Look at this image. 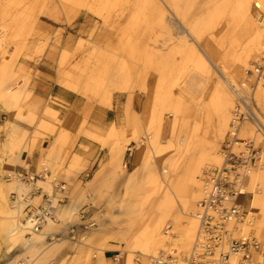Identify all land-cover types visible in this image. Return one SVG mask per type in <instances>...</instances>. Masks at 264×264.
<instances>
[{
	"label": "rangeland",
	"instance_id": "1",
	"mask_svg": "<svg viewBox=\"0 0 264 264\" xmlns=\"http://www.w3.org/2000/svg\"><path fill=\"white\" fill-rule=\"evenodd\" d=\"M239 1L103 0L97 8V15L89 9L73 8L70 0H0V85L5 93H21L19 107L13 116L33 126L34 142L44 139L47 134H54L59 124L58 121L55 125L48 121L46 109L49 106L41 115L33 111L40 104L33 92L36 79L41 76L38 71L41 67L53 72L58 83L77 92L90 104L105 107L114 97L122 96L128 103L141 102L145 108L141 117L143 132L139 138L133 137L138 149H145L143 164L136 168L132 177V174L128 175L121 159L125 145L118 131V140L109 133L115 175L109 181V189L97 194L101 202L107 198L109 201L105 206H95L94 216L86 224L80 221L81 212L59 202L67 193L65 190L54 192V186H58L57 174L50 178L45 176L43 183L32 186L12 178L15 154L29 134L21 136L10 122L0 128V137H5L0 151V178L21 194V197H15L8 192L11 206H23L20 221L27 220V207L43 205L41 198L29 203L30 196L38 188L42 187L52 199L54 219L50 220L51 226L46 228L44 225L40 229L54 238L53 241L49 239L47 246L58 245L57 257L49 264H91L94 256L99 250L106 249L109 242L125 247L127 241H133L156 218L162 203V191L168 184L176 187L179 193L180 206L173 214H186L183 221H189L191 215L196 216L203 198V174L222 167L221 153L225 151L231 132L237 102L228 83L235 85L233 88L240 91L243 98H249L247 105L264 123V86H256L252 93L250 87L255 86L254 80L247 78V73L264 58V46L260 51L254 49V32L244 13L238 10ZM251 13L258 25L264 21V9L256 8L254 3ZM188 52H195L201 62L188 59ZM121 78L131 81L132 91L123 94L117 85L116 88L113 86L118 83L116 79L120 81ZM107 91L112 94L110 100L105 98ZM224 92L230 94L232 104L226 100ZM171 97L183 101L181 120L176 129L171 115ZM227 112L228 123L222 136L219 121ZM159 117L165 118L160 133ZM44 121L50 126H43ZM165 123L171 134L162 138ZM256 123V119L244 123L237 137L245 141L255 140V148L262 149L261 164L255 171L261 172L264 171V141L256 133ZM12 132L18 140L13 146L8 143ZM171 138L176 146H180V139L184 140L181 149L170 153L171 156L167 152V158H156V152H151L149 147L152 151L156 147L168 148ZM242 150L244 146L240 145L233 149L235 153ZM218 155L222 160L221 167L213 162L214 156ZM192 176L200 180V188L194 187ZM262 189L264 176L254 192ZM254 192L247 191L238 201L250 214L256 228L260 211H251L250 208ZM3 217L0 215L1 228ZM173 221V218L168 219L162 229L165 239L169 240L165 251L175 250L179 258H184L192 252L195 241L191 252L186 254L178 246L180 237ZM73 224H77L81 231L75 239L67 228ZM89 224L94 227L88 228ZM258 233L252 231L248 236H255L264 246V235ZM234 236L239 238L236 233ZM30 237L26 235V238ZM9 243L13 246L12 242ZM65 247L71 253L59 259ZM14 249L13 264H30L36 258V255L21 252V247ZM139 256L142 260L143 256ZM259 261L264 264V256ZM8 262L12 264L10 260Z\"/></svg>",
	"mask_w": 264,
	"mask_h": 264
},
{
	"label": "crops",
	"instance_id": "2",
	"mask_svg": "<svg viewBox=\"0 0 264 264\" xmlns=\"http://www.w3.org/2000/svg\"><path fill=\"white\" fill-rule=\"evenodd\" d=\"M38 70L41 76L36 79V88L33 92L37 103L33 109L37 114H42L45 107L57 112L56 118L48 117L51 124H59L54 134L45 135L37 143L33 141L35 129L28 122L14 118V111H8L0 103V128L8 122L15 126L21 136L24 133L29 136L21 143L20 150L15 154V172H23L33 175L35 184L44 182L47 178L57 174L58 186L64 188L66 196L63 198L67 206L76 208L79 212H88L86 224L94 216L95 206H105L109 199L101 200L97 197L100 191L109 189L110 179L115 175L112 167L113 154L112 144L109 141V133L115 128L125 145L121 159L128 175L140 167L145 160V149L139 150L134 136L139 138L143 132L142 115L145 112L144 104L137 101L128 103L124 97H114L109 106L90 104L77 92L58 83L53 72ZM28 111L23 115L26 117ZM165 123L161 132L162 138L171 134L170 128ZM4 136L0 137V151L4 143ZM126 141H130L125 144ZM1 170V167H0ZM1 175V171H0ZM3 177V176H2ZM2 178H0L1 180ZM120 182L122 178L120 177ZM57 186L54 192L57 193ZM115 189V187H113ZM49 193L42 187L33 193L29 203L33 204L36 199L47 202ZM69 227L75 236L81 231L77 224ZM0 227V264H9V260L15 263V249ZM51 234L47 235L45 243H48ZM123 245L109 242L104 252V258L110 260V264H116V258L121 254ZM63 256L70 255L69 248H62ZM21 252L23 249L21 248Z\"/></svg>",
	"mask_w": 264,
	"mask_h": 264
},
{
	"label": "bare ground",
	"instance_id": "3",
	"mask_svg": "<svg viewBox=\"0 0 264 264\" xmlns=\"http://www.w3.org/2000/svg\"><path fill=\"white\" fill-rule=\"evenodd\" d=\"M154 1V0H153ZM103 0H70V4L73 8H85L89 9L91 12H94L98 15L97 8L100 7V3H102ZM253 3L255 4V7L258 9H264V0H240L238 2V10L242 11L244 13V17L246 21L250 24L251 28L253 29V38L254 41L253 46L255 50L260 51L264 46V21L260 23V25L257 24V22L253 19L251 9ZM187 58L190 60H199L197 58V54L195 52H188L186 54ZM200 61V60H199ZM201 62V61H200ZM129 79L121 78L120 81L116 79L113 86L117 85V89L121 93H127L128 91L133 90V86L131 84V81H128ZM225 82V81H224ZM227 84V82H225ZM67 85V84H66ZM227 86L230 87V90L235 92V85L227 84ZM116 88V87H115ZM224 91V90H223ZM233 92V93H234ZM226 100L232 104V100L230 97V94L228 92H224ZM111 92L107 91V94L105 95V98L110 100ZM169 97V96H168ZM21 99V93L19 91H14L10 93H5L2 90V87L0 85V103L3 104V106L8 111H15L19 107ZM183 101L180 100L177 97H171V115L174 117V125L173 127L176 129V127L179 126L180 120H181V111H182V104ZM47 114L50 118H56L57 112L52 108L46 109ZM18 112H16L17 114ZM228 112L223 113L220 118V125H221V135L223 136L225 132V128L227 127L228 123ZM160 127H159V133L161 131L163 122L165 121V118H158ZM257 122V120H256ZM43 126H50L45 121L42 123ZM224 129V130H223ZM15 132H12V134H9V140L8 143L13 145H17L18 140L15 139L14 136ZM111 136H113L115 139H117L118 132L115 128L111 130ZM255 138V137H254ZM160 140V138H158ZM256 139V138H255ZM118 140V139H117ZM174 139L171 138L168 142L171 144L170 147L162 149L157 148L155 151H152V147L150 146L149 149L151 152L156 154V158H167L170 153L174 152L175 150L181 149L184 140L180 139L179 144L180 146H176L173 144ZM238 141H245L242 139H238ZM255 141V140H253ZM162 142V141H161ZM167 141L165 144L168 143ZM117 143V142H116ZM163 143V142H162ZM164 144V143H163ZM180 147V148H179ZM169 152V155L168 153ZM171 156V155H170ZM221 156L223 158L224 163V156L223 153H221ZM213 162L218 166L221 167L222 160L219 157L214 156ZM223 166V164H222ZM222 168V167H221ZM168 172L167 170L165 171ZM133 174L131 175V177ZM264 171L261 172H252L249 177H247L246 181H243L242 187L240 189L241 196H244L247 191L252 190L254 192V189L259 186V183L263 179ZM191 182H193L194 187L200 188V180L195 178V176H192ZM174 184V183H173ZM167 186V187H166ZM162 191V203H160L158 207V215L154 220H152L149 224H147L140 232L139 234L132 240H129L126 242L125 247L121 249V254L117 256L116 258V264H138L137 261H142L141 264H149V259L151 257H157L162 252H164L166 249L165 247L168 246L169 240L165 239L164 234L162 232L163 227L167 225V221L170 218H173V223L175 228L178 230V246H180L184 251H186V254H189L192 249V245L195 241L196 232L198 229V218L194 216H188L189 221H183L184 219L182 217H185L186 214H177L174 215L173 212L175 211L176 207L180 206L178 203V189L172 188L173 185L168 184ZM160 188H162L160 186ZM8 192L12 195H18L21 197V194H19V191L15 189L14 187H11V184H8L6 181L1 180L0 181V215H3V224H2V230L5 233V237L9 239V242L13 243L12 248L10 251L12 252L14 248H22L27 255H36V258L30 262V264H49L50 261H52L53 258L57 257V247L58 245H46L45 239L47 237V232L45 231H35V222L33 220H26L24 223L20 221V217L22 215V205L19 206H11L8 200ZM200 194V191H198ZM197 193V194H198ZM255 196L251 200L250 208L252 210H259V223L257 224L256 228L253 227L252 220L250 218V214L247 218H245V221L238 224V227L240 226V229L238 227L235 233L238 237H247L252 233V231H258V234L264 235V189L260 190L258 193L254 192ZM201 197V196H200ZM199 197V198H200ZM198 198V196H196ZM193 207H189L188 209H191ZM255 214L251 212V217H254ZM52 222L48 219L47 223L45 224V227L51 226ZM253 227V228H252ZM46 232V233H45ZM31 235L30 238H26V235ZM107 246V245H106ZM107 249V247H106ZM106 249L99 250L98 254L94 256L93 263L91 264H110V260H106L104 258V252ZM164 249V250H163ZM140 251L143 256V259L141 260L140 256L137 255V252ZM154 256H151V255ZM263 258L259 257L257 260ZM260 262V261H259ZM185 264V263H180ZM235 264V262L233 263Z\"/></svg>",
	"mask_w": 264,
	"mask_h": 264
},
{
	"label": "built area",
	"instance_id": "4",
	"mask_svg": "<svg viewBox=\"0 0 264 264\" xmlns=\"http://www.w3.org/2000/svg\"><path fill=\"white\" fill-rule=\"evenodd\" d=\"M247 76L254 80L255 86L250 87L252 93L256 86L260 84L264 86V58L255 64L254 69L250 70ZM244 87L245 84L242 85V88ZM234 94L237 104L230 126L229 139L224 146L223 166L207 170L203 174V198L198 204L196 214L199 225L193 250L184 258H179L175 250L164 251L152 258L150 264H233L234 262L235 264H261L257 259L264 256L262 243L255 236L237 238L234 234L238 224L248 217L245 208L238 201L241 196L240 189L243 181L259 169L262 159V149H256L255 142L252 140L238 141L237 132L244 123H252L256 119L257 123L254 125L256 133L264 141V123L256 118L247 105L248 97L243 98L240 91L236 89ZM238 145L244 146V150L235 153L233 149ZM12 178L21 184L35 185V178L27 173L15 172ZM56 189L64 191V188L59 186ZM47 199V202H43V205L39 207L32 205L27 207V219L35 222L36 232L42 229L48 219L52 221L54 219L52 199L50 196ZM88 214V212H81L80 221H86ZM88 226L85 228H93L94 224ZM70 234L73 235L74 231ZM72 239H75V234ZM50 240L53 241L54 238ZM50 264L60 263L51 262Z\"/></svg>",
	"mask_w": 264,
	"mask_h": 264
}]
</instances>
